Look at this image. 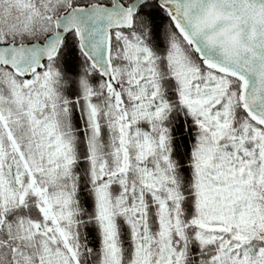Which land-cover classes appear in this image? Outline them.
<instances>
[{
  "label": "trees",
  "instance_id": "16d2710c",
  "mask_svg": "<svg viewBox=\"0 0 264 264\" xmlns=\"http://www.w3.org/2000/svg\"><path fill=\"white\" fill-rule=\"evenodd\" d=\"M23 1L0 0V43L42 40L54 30L52 16L76 5L112 2ZM121 1L128 4L132 0ZM120 31L136 40L148 53L144 60L146 66L139 67L137 77L145 83L153 81L155 94L162 103L158 117L153 118L152 128L160 127L166 145L177 158L170 168L173 188L162 195L166 200L164 204L157 203L155 196L143 185L142 165L147 166V162L141 163L136 158L133 142L125 149L126 161H123L126 155L121 150L118 155L114 153V144L122 149L118 140L119 122L110 125L107 120L117 119L123 111L129 116L132 99L127 88L133 76L128 69L123 43L111 36L110 61L120 85L119 98H122L117 106L111 95L114 91L91 66L78 46L75 33L71 32L64 37L57 56L45 63V75L35 74L29 79L34 94L39 93L44 80L56 87L60 102L59 129L69 146L68 159H64V155L59 157L61 162L67 163L41 172L32 165L30 154L24 151L33 179L19 167V189L24 190V197L7 210L2 211L0 207V264H19L18 252L31 257L36 264H51L49 259L35 256V251L40 254L42 247H49L53 256L56 252L62 254L52 260V264H64L65 261L72 264L53 229L51 210L80 264H219L213 253L215 247L186 242L187 239L195 240L194 226L180 231L177 228L184 226V222L174 220V212L186 214L187 209L190 212L197 207V178L191 161L194 116L180 101L179 67L187 64L199 70L201 75L208 71L214 77L222 78L217 87L223 89L225 97L231 98L236 124L246 122L254 129L260 127L239 105V81L201 63L181 37L167 9L153 0H146L133 16L131 30ZM24 81L0 66V89L16 86L23 93ZM91 112L97 126L95 136L90 127ZM133 122L144 130L149 127L147 117ZM34 181L39 190L33 188ZM173 189L182 198L172 200ZM42 196L47 201L45 213L41 210ZM163 206L169 208L166 215L160 212ZM168 216L172 223L166 227ZM190 217L186 216L184 220L188 225L192 221ZM27 222L36 224L38 230L34 236L24 238L21 225ZM254 251L257 253L254 263L264 264V242Z\"/></svg>",
  "mask_w": 264,
  "mask_h": 264
},
{
  "label": "crops",
  "instance_id": "0c3cea01",
  "mask_svg": "<svg viewBox=\"0 0 264 264\" xmlns=\"http://www.w3.org/2000/svg\"><path fill=\"white\" fill-rule=\"evenodd\" d=\"M207 75L194 83H181L185 94L180 98L181 104L194 116L191 161L197 178V207L190 212L187 209L186 214L174 212V220L184 222V226L177 228L180 231L194 226L196 238L186 242L215 247L213 253L219 264H255L254 248L264 242V132L257 134L246 122L237 125L231 98L217 87L222 79ZM157 117L151 115L152 119ZM159 128L134 127L130 134L128 128L124 132L118 128V140L126 133V140L133 142L141 163L144 154L138 145L148 143L147 166L142 165L143 185L155 196L154 201L162 205L166 201L162 195L173 188L170 168L177 158ZM126 160L127 155L123 161ZM171 196L172 200L182 198L175 189ZM168 210L167 206L160 208L163 215ZM184 215L192 216L190 225L184 221ZM171 223L168 216L166 227ZM44 253L45 249L40 254L35 251V256L39 259ZM21 254L19 264H36L31 257ZM60 254L55 253L57 257ZM68 258L76 264L71 254Z\"/></svg>",
  "mask_w": 264,
  "mask_h": 264
},
{
  "label": "water",
  "instance_id": "95a60500",
  "mask_svg": "<svg viewBox=\"0 0 264 264\" xmlns=\"http://www.w3.org/2000/svg\"><path fill=\"white\" fill-rule=\"evenodd\" d=\"M146 0L124 4L91 2L52 16L53 32L34 42L0 43V66L30 78L54 59L64 37L75 33L78 46L100 77L119 88L110 61L111 31L130 30ZM171 14L201 63L239 81V105L264 128V0H153ZM11 187L18 191L8 170Z\"/></svg>",
  "mask_w": 264,
  "mask_h": 264
},
{
  "label": "rangeland",
  "instance_id": "374dc122",
  "mask_svg": "<svg viewBox=\"0 0 264 264\" xmlns=\"http://www.w3.org/2000/svg\"><path fill=\"white\" fill-rule=\"evenodd\" d=\"M23 4H25L24 1H23ZM119 36L124 40L123 48L126 53V57L128 58V69L131 73V76H133L132 82L130 86L127 88L128 91L131 92L132 99H130L128 117L126 113L122 110L123 112H120V115H117L118 116L117 119H112V120L108 119L107 123H109L110 125H114L116 124V122L118 123L119 121V127L123 128L122 131L124 132L125 131L124 129H126V127L129 126L128 124L129 121L131 124H133L134 123L133 121L143 119L144 115L151 117L152 114H158L161 110L162 103L159 102L157 95L155 94L153 81L148 80L145 83V82L140 81L139 78L137 77V72H139V67L146 66V64L144 63V60L148 56L147 51L136 40H132L128 38L127 36L121 35V34ZM203 74L204 75H201V72L199 70L193 69L189 67L187 64H182L178 69L177 78L184 85L186 83L190 84V83H194L196 81L202 80L203 78L209 76L207 74H211V73L208 71H204ZM183 94H184V91L180 90L181 99L183 97ZM111 95H112V98L114 99L115 104L118 106L120 102H122L120 101L118 90H115L114 92H112ZM24 102H25L24 104L30 105V104L36 103L37 99L33 98L32 100H24ZM120 109H123V106L120 107ZM90 116H91L90 126H91L93 136H95V131L97 132V126L95 123L93 113H91ZM127 118H131V120H127ZM149 122L153 123V120L150 119ZM134 126L136 127L135 124H133V127ZM0 128L2 129V131H5V128L3 127V123H1V121H0ZM48 130H49L48 127H43V126L41 127L38 123L33 124V131L35 134L39 136L42 135L41 133L44 134V133L49 132ZM129 132H130V129H129ZM126 138L127 136L125 133L119 142L121 148L123 149L122 153H124L125 155H127V152L125 151L126 147L130 146L131 144V142L129 140H126ZM8 140L11 143L9 138ZM65 145L66 144L64 140L60 136L59 141L40 142V144L38 145L39 147L38 150L34 149L35 151L34 150L33 151H34V154L36 155L38 154V158H43L42 156H45V158L52 160L56 157V154L57 152H59V150H62L63 148H65ZM114 152H116L117 155L120 152V148H118V146L115 144H114ZM13 154L15 156V159L17 160L16 166H14L15 180H16L17 186H20L18 168L22 167L24 170H26L30 174L31 178L33 175V171L30 169L29 162L25 159V157L22 156V159L20 158L19 155H22L20 150L18 151L13 150ZM34 154H31L33 159L35 158ZM0 156H1V151H0ZM33 164L32 165L38 167L39 168L38 170L41 172L42 171L45 172L46 170H53L55 167H57L53 164L39 165L36 161H33ZM32 186L34 189L39 190V185L35 181L33 182ZM24 193H25L24 190L14 191L8 186L6 169L0 161V207H1V210L2 211L7 210V208L10 205L21 202L24 197ZM41 202L44 206V207L43 206L41 207V210L45 213L47 210L45 208L47 201L45 198L41 197ZM49 214L51 218H53L52 219L54 222L53 225L55 223H58L57 218L55 217L52 210L50 211ZM53 229L55 230L54 227ZM21 230H22V237L29 238L35 235V233L38 230V226L36 224L27 222L21 225ZM42 248L46 249L45 247H42ZM18 254L19 256L21 255L20 256L21 258L22 257L21 252H18ZM43 258L49 259L51 264H52V260L53 261L57 260L56 259L57 256H53V253L50 251L49 247H47L44 255L42 256V259ZM64 264H68V263H66L65 261Z\"/></svg>",
  "mask_w": 264,
  "mask_h": 264
},
{
  "label": "flooded vegetation",
  "instance_id": "af4514ba",
  "mask_svg": "<svg viewBox=\"0 0 264 264\" xmlns=\"http://www.w3.org/2000/svg\"><path fill=\"white\" fill-rule=\"evenodd\" d=\"M35 74L44 76L45 72L42 70ZM23 87L25 88L23 93L16 86H7L0 89V121L5 128V131H2L0 128V161L6 169V174L10 170L13 173V178H15L14 166L17 163L13 150H20L22 153V155H19L20 158L22 159L23 156L26 160L24 151L28 152L32 164L33 161H36L39 165L53 164L59 166L66 165L67 163L61 162L59 156L64 155V159H68L66 151L69 149V146L59 129L60 117L58 107L60 102L56 93V87L54 88L49 80H44L40 84L39 93L34 94L28 79L23 82ZM33 98L37 99L36 103L30 105L24 104V100H32ZM35 123H38L41 127H48L49 132L44 133L45 135L41 133V137L35 134L33 131V124ZM60 136L66 145L65 148L57 152L54 159L50 160L45 158V156L38 158V154H34V151L38 150L40 142L59 141ZM31 154H34V159ZM7 179L8 186L11 187L8 175Z\"/></svg>",
  "mask_w": 264,
  "mask_h": 264
},
{
  "label": "bare ground",
  "instance_id": "6f19581e",
  "mask_svg": "<svg viewBox=\"0 0 264 264\" xmlns=\"http://www.w3.org/2000/svg\"><path fill=\"white\" fill-rule=\"evenodd\" d=\"M56 229H57L58 233L60 234L66 248L69 250L70 254L74 258L72 247L70 246L69 242L67 241V238L65 237V234H64L62 228L59 226V224H56ZM74 261L76 262V264H79L75 258H74Z\"/></svg>",
  "mask_w": 264,
  "mask_h": 264
},
{
  "label": "built area",
  "instance_id": "2783aa9c",
  "mask_svg": "<svg viewBox=\"0 0 264 264\" xmlns=\"http://www.w3.org/2000/svg\"><path fill=\"white\" fill-rule=\"evenodd\" d=\"M116 36H118V33H116Z\"/></svg>",
  "mask_w": 264,
  "mask_h": 264
}]
</instances>
